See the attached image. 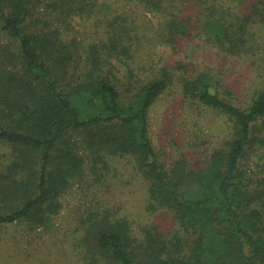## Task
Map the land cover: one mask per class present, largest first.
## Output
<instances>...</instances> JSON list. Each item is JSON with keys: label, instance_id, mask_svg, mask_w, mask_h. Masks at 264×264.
<instances>
[{"label": "trees", "instance_id": "1", "mask_svg": "<svg viewBox=\"0 0 264 264\" xmlns=\"http://www.w3.org/2000/svg\"><path fill=\"white\" fill-rule=\"evenodd\" d=\"M183 1L142 4L171 14ZM97 4L0 0V144L14 154L0 173V232L48 225L87 162L108 170L111 157H127L147 181L148 208L171 213L174 230L147 226L136 235L126 219L92 214L82 236L86 264H264V178L248 171L252 157L264 154V89L240 102L207 74L182 77L184 97L224 116L231 133L205 167L179 158L167 169L149 137V110L177 70L149 65L148 75H137L131 64L140 37L120 15L106 21L101 37L76 41L72 21L95 16ZM205 10L197 25L207 42L231 56L253 53L250 29L264 28V0L238 12ZM169 19L162 39L172 46L189 31Z\"/></svg>", "mask_w": 264, "mask_h": 264}, {"label": "rangeland", "instance_id": "2", "mask_svg": "<svg viewBox=\"0 0 264 264\" xmlns=\"http://www.w3.org/2000/svg\"><path fill=\"white\" fill-rule=\"evenodd\" d=\"M97 14L72 21L70 36L78 42L101 37L106 21L116 15L132 23L139 45L132 67L137 75L151 72L149 65L176 68L175 81L149 110V137L158 159L167 169L179 158L194 169L205 167L216 147L224 145L231 133L225 117L184 97L179 80L182 77L207 74L219 80L243 102L254 91L264 89V28H251L253 53L231 56L207 42L202 28L206 6L231 8L238 12L249 0H186L174 3L171 14L151 12L142 0H97ZM201 12V14H200ZM169 18L184 21L188 35L166 45L162 39ZM145 60V61H144ZM142 63L147 64L145 69ZM180 68V69H178ZM223 82V85H222ZM223 89H226V88ZM14 154L0 144V173ZM108 170H92L87 162L83 174L71 182L61 198V209L48 225L28 231L25 225L8 226L0 232V264H86L87 250L82 243L84 224L90 215L107 211L110 218L126 219L133 234L153 226L160 233L174 230L171 213L153 212L148 208L147 181L127 157H111ZM255 176L264 178V154H255L250 163Z\"/></svg>", "mask_w": 264, "mask_h": 264}]
</instances>
